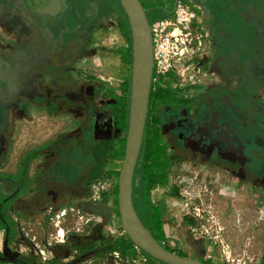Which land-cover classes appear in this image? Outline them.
I'll list each match as a JSON object with an SVG mask.
<instances>
[{
  "label": "crops",
  "instance_id": "0c3cea01",
  "mask_svg": "<svg viewBox=\"0 0 264 264\" xmlns=\"http://www.w3.org/2000/svg\"><path fill=\"white\" fill-rule=\"evenodd\" d=\"M188 1L190 3H187L196 13L194 27L201 38L197 54L190 62L195 80L183 90L187 99L200 96L205 100L206 97H211L215 108L233 106L232 103L237 106L249 105L250 95L256 90L247 86V82L251 81L250 74L255 72L253 76L255 81L256 78L260 81L258 77L261 75V79L264 80V72L257 63L252 64L250 70H248L249 66L246 67L242 63L248 61L252 53L258 55L264 53V38H261L264 35L263 5L257 0ZM173 7L168 15L172 13ZM122 24L123 28L125 27L123 34L127 39L126 46L119 45L114 49L103 48L98 52L87 50V46L75 42L68 46L63 58L66 71L64 113L52 115L53 119L45 115L48 121L44 126L38 123L33 127V123L28 122L24 126V140L28 146L37 133H46L50 130L59 136H64V148L67 154L62 169L74 170V166H78L76 169L83 170L79 172L80 176L74 183L57 180L55 190L51 198H48L50 207L63 209L55 216L57 223L62 220L58 230L60 232L50 233V237L56 239L55 243L61 244L55 247L49 244L44 252L42 249L39 250L38 256L43 257L42 254L47 253V257L51 259L48 260L49 262L57 260L58 257L66 258L72 248L73 240H77L78 235L88 239L91 230L93 231L91 237L96 240L113 230V241H128L116 231L118 226L122 228L118 178L125 155L123 124L116 103L117 100L126 97L125 93L130 91L133 58L129 24L127 21L125 25L124 22ZM20 32V27L13 24L6 32L9 38H0V43L6 46L7 51H10L9 49L17 53L25 51L24 44L28 41L27 38H22ZM116 39L111 38V41L115 43ZM85 57L94 62L92 69L85 66ZM93 76L101 83L100 89L96 88V91L91 81ZM173 77L167 78L168 81ZM95 92L102 99L101 103H94ZM53 106V104L49 105L50 108ZM247 118L251 117L247 116ZM159 131L163 132V128L157 126L150 131L149 136L153 138ZM37 161L34 160L30 165V176H33L38 169ZM191 161L182 165V168L174 164L169 166V177L165 187L170 190V195L175 189V196L182 198L185 196L182 193H185L194 198L193 204L200 207L196 214L197 221H200L199 229L201 232L207 231L210 239L203 242L204 237H201V240L192 238L191 233L180 229L179 222L177 225L172 223L173 217L178 218L179 216L175 215L180 213L168 211L165 216V234L170 250H190V257L204 262L210 260L209 264H225L230 258L242 259L248 264H255L253 260L258 258L257 264H262L264 193L257 191L251 195L249 185L243 180L232 184L231 178L223 175V172L227 171L223 165L207 161ZM182 173H189L191 177ZM140 183L136 179L135 187L139 188ZM186 183L189 184L188 187ZM34 191L37 192V188L27 189L13 204L27 237H32L35 233L33 221L39 222L42 219L34 212H30L31 204L37 202ZM218 194H222L224 198H218ZM42 200L45 203V198ZM170 201L173 204L177 203L172 197L171 199L169 197ZM213 202L217 204L214 205ZM83 206L87 207L88 213L82 212ZM169 207L174 211L170 203ZM211 219L221 224L219 230L209 224ZM220 232L224 235L223 239L213 236ZM215 237L219 240H215ZM26 248L28 245L24 244V249ZM45 261L41 260L39 263L47 264L48 262ZM101 264L115 263L103 260Z\"/></svg>",
  "mask_w": 264,
  "mask_h": 264
},
{
  "label": "flooded vegetation",
  "instance_id": "af4514ba",
  "mask_svg": "<svg viewBox=\"0 0 264 264\" xmlns=\"http://www.w3.org/2000/svg\"><path fill=\"white\" fill-rule=\"evenodd\" d=\"M176 1L165 0L159 2L158 5L173 6ZM178 1L190 3L188 0ZM141 2L148 14L147 2L145 0ZM80 8L85 10L82 17L79 16ZM125 21L128 22V19L119 0H0V35H2L0 38H9L6 32L15 24L20 27L22 38H27L28 41L24 44L26 49L23 53H17L11 49L7 51L6 46L0 43V231L5 241L14 236V228L11 227L17 225L18 245L28 242V237L20 228L22 224L20 225L19 214L17 213V219L6 217L11 208L16 209L13 204L27 189L37 188V192H33L36 194L37 202L31 204L30 212H34L39 217L40 213L45 211L48 213L47 216H51L57 208L48 205V198H51L57 180L74 183L83 171L81 168L76 169L78 166H74V170L62 169L67 154L64 148V136L51 131L45 140L40 143L32 142L30 147L20 143L16 145L17 136L26 122L47 123L48 119L45 115L53 119L52 115L64 113L66 71L63 58H65L68 46L75 42V44L87 46V50H97V52L103 48L114 49L119 45L126 46L127 39L123 34L125 27L123 28L122 24L124 22L125 25ZM107 38H109V43ZM111 38H117V42L113 43ZM261 38H264V35ZM249 56V60L243 62L242 65L249 66L248 70H250V65L257 63L264 72V53H259V55L252 53ZM84 64L92 69L94 62L85 57ZM254 73L250 74L251 81L247 82V86L258 90L257 87L264 86V83L257 81V78L255 81ZM91 81L95 91L96 88L100 89L101 83L97 77L93 76ZM151 91L154 97L149 102L145 134L150 133L157 126L160 129L163 128L164 133L159 131L158 140L164 149V160L167 164L166 176L164 170V178L157 181V186L164 182L167 183L169 166L174 164L178 167L177 161H174L177 159L173 156L171 158L170 155V150L173 149L176 153L182 150L184 164L192 160L190 157L192 154L200 160L214 162L227 169L235 170L244 181L259 180L261 188L264 189V139L258 148V152L261 153V161L258 163L251 162L252 155L248 138L241 142L237 141L240 144L238 147L229 140L232 137L229 130L240 123L239 116L246 114L239 108L242 107L241 105L237 106L232 103L233 106L215 108L211 97H206L205 100H202L200 96L187 99L186 93L181 88L172 85L168 79L158 84L152 83ZM160 91L169 93L168 102H158L155 95ZM130 94L131 87L130 91L125 93L126 97L117 100L116 103L118 115L123 124L125 148L129 125ZM93 100L94 103L102 101L96 92ZM258 101V99L256 102L250 100L249 105H255L254 107L259 109L260 106L256 105ZM52 104L54 106L50 108L49 105ZM244 132L248 134L249 130L245 129ZM143 144L135 170L134 183L141 177L138 178L139 171L142 177L145 174L144 164H142L145 157V152L142 151ZM231 155L234 158H231ZM34 160H38L36 163L38 169L33 176H30V165ZM151 162V160L148 161L149 164ZM255 164L258 166L255 167ZM252 176L255 179H251ZM138 187L136 188L134 184L133 196L134 204L136 202L139 209V217L153 236L170 250L165 234L166 213L175 212L169 207L170 190L165 187L164 205L157 193H155L158 197L156 200L152 190V196L148 198L146 193L141 192L142 186ZM173 190L175 193V189ZM43 198H45V203H43ZM184 215L181 213L175 215L179 217H173V225L179 222L180 229L191 233L194 239L201 240V237H204L203 242L210 239L207 231L201 232L197 220L195 222L190 216ZM126 238L128 241L117 242L115 247L130 244L131 240L127 234ZM129 248V252H136L138 249L134 243ZM100 249L104 254L106 247ZM170 251L181 256L191 254L190 250ZM6 255L9 256L7 253ZM20 257L24 258V256ZM12 259L13 264H27L19 257ZM209 261L202 262L209 264ZM52 263L54 264V262L47 264Z\"/></svg>",
  "mask_w": 264,
  "mask_h": 264
},
{
  "label": "rangeland",
  "instance_id": "374dc122",
  "mask_svg": "<svg viewBox=\"0 0 264 264\" xmlns=\"http://www.w3.org/2000/svg\"><path fill=\"white\" fill-rule=\"evenodd\" d=\"M145 1L147 2V5L149 7L147 16L149 17V19H151L153 21L167 16L169 14L170 9H172V7L175 6V4H176V2H175L173 6L165 7V4L164 5H158L159 2H164L165 0H145ZM257 1L260 2L264 8V0H257ZM173 9H174V7H173ZM84 13H85V10H82V8H80L79 16L82 17L84 15ZM108 39L109 38H107V42L109 43ZM250 67H251V65H250ZM263 67H264V64H263ZM258 79L260 81H262V83H264V80L261 79V75L258 77ZM169 80H171L169 82H171L172 85H175L177 87V84H176V81L174 80V78L169 79ZM172 80H174L175 82H172ZM259 87L260 88L258 90H255V92L251 93L250 100L253 102H256L255 99L256 100L258 99L259 101L256 105L260 106V108L258 109L257 107H254L255 105H252L251 103H250L251 105L243 104L242 107H239V108L242 109L244 113H246L245 114L246 117L244 115L239 116L238 120L240 121V123L234 125V127L229 130L230 131L229 133L232 134L231 135L232 137L229 138V140L231 142H233V144L237 145V147L240 145L238 142L243 141V139L245 140L246 138H248L250 140L249 141L250 142V153L252 155L251 162H257V163L259 161H261V157H260L261 153L258 152L259 151L258 148L260 147L261 142L264 139V86L261 85ZM179 88H181V90L185 89L184 87H179ZM247 116H249L251 118H247ZM39 124H42L44 126L46 123L45 122H39ZM37 125H38V123H33V127L37 126ZM244 128L249 130L248 134L246 132H244V130H245ZM24 131H25V128L23 127V129L20 131L19 136H17V139H16L17 144L16 145H19V143H20L21 145H24L27 147L28 145L25 144L26 141L24 140V136H25ZM48 131L49 132H46V133H42V132L37 133L35 135V139L33 140V143H40L43 140H45L50 133V130H48ZM28 147H30V145ZM240 150H242L241 147H240ZM170 155H171V158L173 156L177 159L174 161H177L176 165H178V168H182L181 166L185 165L183 162L182 150H180L179 153H176L173 149H171ZM190 157L192 158V160L205 162L204 160H200L199 158H197L196 156H194L192 154L190 155ZM235 157H237V155H235ZM231 158H234V156L231 155ZM142 164H143V161H142ZM257 166H258V164H255V167H257ZM224 169L227 171L223 172V175H228L229 178H231V180L233 181V182L231 181L232 184L233 183L236 184L235 182H239V180H242V178H240L241 176L237 175L235 170H231L230 168L227 169L226 167H224ZM182 174H187V177L189 175V173H182ZM139 176H141V177L139 178ZM138 178L140 179V181H139V179H137V182L138 183L141 182L140 185L142 186L141 192L146 193V195L149 198L152 196V194H151L152 193L151 190H152L155 200L158 198L155 196V193H157L165 205V194H164L165 182H164V184H161L160 186H157V184H156L155 186L148 189V187L145 186V184H144V180H143V177L141 175V171H139V173H138ZM251 179H255V178L252 176ZM251 181L252 182L243 180V182H245L247 185H249V187H250L249 191H250L251 195L253 193H257V191H262L264 193V189L261 188L262 186L260 185L259 180H256V182H254V180H251ZM185 185H186V187H188L189 184L186 183ZM149 190H150V192H149ZM223 190L225 191V188H223ZM172 192H174V190ZM182 194L185 195V196L181 195L182 198L175 196V193L171 194V196H170L178 204L177 203L173 204V203H171V201L170 202L168 201V202L171 204V207H173L175 212L185 214L184 216H190L191 219L195 220V222H196V220H197L196 214H197V212H199L200 207H197V205L193 204L195 201H194V198L192 196L185 194V193H182ZM219 197L224 198V196L222 194H218V198ZM214 202H213V204H214ZM216 204L217 203H215L214 205H216ZM204 208H206V206H204ZM15 210L16 209L13 210V208H11L10 212L7 213L6 217L9 216L10 218L17 219L18 214ZM62 210L63 209L56 210V212H54V214L51 216H47L48 213H46L45 211L40 213V217L42 219L39 222H37L36 220L33 221V223L37 226V228H36L35 233H33L32 238L28 237V240H27L28 242L26 243V245H28V248H26V249H24V244L18 245L19 235H18L17 225L14 227H11L12 229L14 228L13 229L14 236L12 238L8 239V241H5L3 235L0 234V264H13L12 258H14V257H19L20 260L24 261L27 264H40L39 262L41 260H46L45 262L49 263L48 260L50 259V257L49 256L47 257V255H46L47 253L42 254L43 257L38 256V254L40 252L39 251L40 249H42V251L44 252L45 247H49L48 246L49 244L52 247H55V246L61 244V243H55L56 239L52 238V236L50 237V233H56V231H58L60 226L62 225V223H61L62 220L58 221V223H57V218H55V216L58 215ZM163 210L165 211V208ZM82 212L84 214L88 213V209L86 206H83ZM67 216H68V214H67ZM21 224L22 223H20V225ZM209 224L211 226H213L214 229L219 230V228H221V226H220L221 224L219 222H217V220H215V219L209 220ZM20 228L23 229V225H21ZM34 228L35 227H33V229ZM116 231H119L122 234L121 236H123V238H126V233L124 232V230L122 228H119V226H118V229H116ZM59 232L60 231H58L57 233H59ZM91 233H93L92 230L90 231V234H88V236H89L88 239H86V238L84 239L82 236L78 235L79 236L78 239L73 240V243H72L73 245H71L72 248H71V250H69L68 256L66 258L58 257L57 260H53L51 262H54V264H101L103 262V260H106L107 262H112V263L114 262L115 264H161L160 262H158L157 260H155L154 258L149 256L148 254L144 253L139 248L137 249L136 252L132 251V252H126L125 255L122 254V252L120 251V248H122L123 246H118L119 249H117V247H115L117 242L113 241V239H114L113 230L106 232L104 235H102L97 240L93 239V237H91L92 236ZM213 236H218L219 239H223L222 237H224L222 232H220L218 235H213ZM75 238H76V234H75ZM216 238L217 237H215V240H219ZM103 242H106V244H103ZM35 244H37V245H35ZM80 246H81V248H80ZM102 247H106L104 254L101 253L102 249H100V248H102ZM36 248H38V249H36ZM6 253L9 254V256H11V257L13 256V257L10 258L9 256L6 255ZM20 256H24V258H21ZM228 261H229V263H228ZM232 261L234 262V264H237V262H239V264H248L247 262H245L242 259H232V258L225 261V264H232ZM258 261H259L258 258H255V261L253 260V262L255 264H257ZM262 264H264V263H262Z\"/></svg>",
  "mask_w": 264,
  "mask_h": 264
},
{
  "label": "water",
  "instance_id": "95a60500",
  "mask_svg": "<svg viewBox=\"0 0 264 264\" xmlns=\"http://www.w3.org/2000/svg\"><path fill=\"white\" fill-rule=\"evenodd\" d=\"M132 38V81L125 155L118 180L121 226L143 252L163 264H206L166 249L140 219L134 204V176L143 144L153 77V44L150 21L141 0H119Z\"/></svg>",
  "mask_w": 264,
  "mask_h": 264
},
{
  "label": "built area",
  "instance_id": "2783aa9c",
  "mask_svg": "<svg viewBox=\"0 0 264 264\" xmlns=\"http://www.w3.org/2000/svg\"><path fill=\"white\" fill-rule=\"evenodd\" d=\"M195 22L196 13L185 1H177L170 15L150 22L154 60L152 83L158 84L170 76H174L178 87L193 83L195 77L190 62L197 54L201 38Z\"/></svg>",
  "mask_w": 264,
  "mask_h": 264
},
{
  "label": "trees",
  "instance_id": "16d2710c",
  "mask_svg": "<svg viewBox=\"0 0 264 264\" xmlns=\"http://www.w3.org/2000/svg\"><path fill=\"white\" fill-rule=\"evenodd\" d=\"M149 21L152 22L153 20L149 19ZM129 31H130V27H129ZM152 97H154V94L151 91L150 100L152 99ZM155 97L160 103H166L170 99L169 93L162 92V91L157 92ZM148 136H149V133L145 134L142 151L145 152V157L143 160L145 174L143 176V180H144L145 186H147L149 189L153 187V185H155L157 181H161L164 178V173H163L164 170H165V176H166L167 164L164 160L165 152L158 140V134L154 135L153 138H151L150 136L148 137ZM150 160L152 162L149 164L148 161ZM135 207L138 213L139 209L136 205V202H135ZM131 244H133L132 241H130V244H125L122 248H120V251L122 252V254L125 255L126 252H129V249H130L129 247ZM117 249L119 248L117 247Z\"/></svg>",
  "mask_w": 264,
  "mask_h": 264
}]
</instances>
